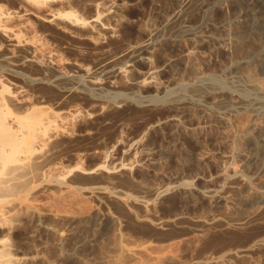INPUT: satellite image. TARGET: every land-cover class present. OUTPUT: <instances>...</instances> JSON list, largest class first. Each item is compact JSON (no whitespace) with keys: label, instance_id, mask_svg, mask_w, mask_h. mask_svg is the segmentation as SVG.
I'll use <instances>...</instances> for the list:
<instances>
[{"label":"rangeland","instance_id":"374dc122","mask_svg":"<svg viewBox=\"0 0 264 264\" xmlns=\"http://www.w3.org/2000/svg\"><path fill=\"white\" fill-rule=\"evenodd\" d=\"M58 1L43 14L105 8L109 29L0 19L21 39L0 31V83L59 130L24 170L29 191L7 197L0 242L23 264H264V28L230 0Z\"/></svg>","mask_w":264,"mask_h":264},{"label":"bare ground","instance_id":"6f19581e","mask_svg":"<svg viewBox=\"0 0 264 264\" xmlns=\"http://www.w3.org/2000/svg\"><path fill=\"white\" fill-rule=\"evenodd\" d=\"M16 1L21 4L22 3L24 4L25 6V9H24L25 11H23L24 13H21V10H20V13L17 12L16 14L14 13L15 15H11L9 12H5L4 7L0 5V19L1 20L2 18H4L5 20L7 19V22H10L11 20H14L16 18H18L19 20L20 19L22 20L24 19L25 13H28V12L33 13V14H38V15H41V14L44 15L43 12L46 11L47 9H50V12L52 11L51 8L54 7V5L56 4L58 0H19V1L16 0ZM230 2H232V5L233 4L235 5L234 7H236L239 13L238 20L243 19L242 21L248 22L247 24L251 26L250 29L252 31L254 32L261 31L264 28V0H230ZM180 4L184 5L187 3L184 0H181ZM105 10L107 11V9L105 8L100 9L99 7H97L95 14L93 13V16H92L93 18L90 21H88L89 19L88 20L83 19L84 17L82 18V16H79L78 13L74 12L75 10L73 11L65 10L66 12L62 11V12L57 13L56 15L54 14L51 15L48 13L47 15L43 16V20L46 22L55 21V23H57L58 25H60L62 28H65V29L66 28L74 29L75 27L80 28V29L81 28L87 29L88 31H86L83 34L85 36H89V38L90 37L93 38V34L95 32L96 33L99 31L102 32V30L107 27V26L104 27V23H102L103 22L102 20L105 15L104 12H106ZM181 14L183 13L179 11L177 13V16H179L180 18ZM185 17L186 16L181 17V20L182 18H185ZM176 18H174V20ZM22 22L25 23L24 21ZM9 26H11V24L8 25V27ZM12 29L14 28L8 29L6 27H2L0 31L2 32V35L5 36L4 38L6 39L4 40H6V42L8 43V46L15 48L20 45L21 39H19L18 37L20 36L17 35V33L19 32L15 33L14 30ZM115 32H118V31H115ZM140 48H141V51L143 52L146 51L148 48V43L144 42L143 44L140 45ZM11 57H14V56L12 55ZM11 57H8V59H11ZM141 58L142 59L144 58L145 60H149V58H146V57L141 56ZM260 58H261L259 59L260 61L258 60L259 65L264 70V52L261 54ZM21 60L22 58H20L18 61H21ZM25 60L26 58H24L23 56L22 61L25 62ZM77 65H78L77 69L79 71H81L82 73L90 77V82L92 84H95L97 82L96 76L90 75L89 68L84 67L82 65L80 66L79 64ZM125 72L127 74L128 70L124 66L113 67L106 71V73L111 78L118 77V76L123 77L125 76ZM156 78L157 76L155 75L154 72L149 73L148 76L144 77V79L139 82V84L142 86L148 83H151V82L158 84V81ZM0 82H1V79H0ZM3 83L2 84L0 83V211L2 214H4V216H6L5 215L6 211H4L5 212L4 213L2 209L4 207V203L8 202L7 197L8 196L12 197L14 196V194H22L25 191V189H26L25 192L29 191L27 190V186H28L27 178L29 179L30 176L28 177V175L30 174V172L29 174H27L28 171L25 174L23 173H24V170L25 171L28 170V168L26 169L27 166L31 168L30 167L32 166L31 159L33 158V155L35 154V152L37 153L38 151L37 146L39 147L40 145H43L45 142H47L46 138H48L47 136L50 135V133L51 135H53V132L55 131L59 132V130H58V126H57V129L54 128L55 130L52 128L54 126L56 127L55 118L58 113L51 116L45 107L37 106L35 104H32V102L31 103L28 102L29 100L28 101L26 100L27 97H24V95L23 96L19 94L17 95L15 92L11 91L10 88L6 86V84H3ZM13 105L21 106L23 108V112L22 111L15 112L12 108ZM76 114L70 115L69 118H75L78 115ZM60 116L61 114L58 115V117ZM66 118L68 120V116H66L65 119ZM62 119L60 118V120ZM52 129L54 131L51 132ZM255 149L257 150L259 149V147H256ZM34 158L37 159L36 157ZM34 165H38V164H34L33 162V166ZM46 171L47 170H45V172ZM85 172H87V170ZM24 176H26L27 178H23ZM1 220L2 218L0 219V221ZM11 246H10V243H5V241L0 242V264H23L26 257L20 256L18 252L16 253V251H14V249L11 248Z\"/></svg>","mask_w":264,"mask_h":264}]
</instances>
